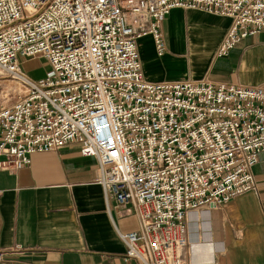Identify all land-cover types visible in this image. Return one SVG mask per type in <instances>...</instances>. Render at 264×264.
<instances>
[{
	"label": "built area",
	"instance_id": "built-area-1",
	"mask_svg": "<svg viewBox=\"0 0 264 264\" xmlns=\"http://www.w3.org/2000/svg\"><path fill=\"white\" fill-rule=\"evenodd\" d=\"M174 8L231 18L216 57L264 31V0H0V69L26 89L0 105V169L78 143L106 201L135 214L119 238L141 264H189L186 213L252 189L264 150V86L144 77L137 40L162 53ZM36 56L49 67L32 79L19 60Z\"/></svg>",
	"mask_w": 264,
	"mask_h": 264
},
{
	"label": "crops",
	"instance_id": "crops-1",
	"mask_svg": "<svg viewBox=\"0 0 264 264\" xmlns=\"http://www.w3.org/2000/svg\"><path fill=\"white\" fill-rule=\"evenodd\" d=\"M231 21L201 9H172L160 21L162 53L150 35L137 40L144 77L264 86V31L215 56ZM95 168V158L70 142L32 153L18 170L0 169V264H141L125 258L119 238L137 231L138 220L131 208L106 201ZM252 173V189L186 213L189 264H264V150Z\"/></svg>",
	"mask_w": 264,
	"mask_h": 264
},
{
	"label": "rangeland",
	"instance_id": "rangeland-1",
	"mask_svg": "<svg viewBox=\"0 0 264 264\" xmlns=\"http://www.w3.org/2000/svg\"><path fill=\"white\" fill-rule=\"evenodd\" d=\"M20 67L32 79H38L48 69V62L43 56L20 59ZM26 89L9 74L0 69V105L12 104L25 94ZM254 167V166H253ZM253 169V168H252Z\"/></svg>",
	"mask_w": 264,
	"mask_h": 264
},
{
	"label": "bare ground",
	"instance_id": "bare-ground-1",
	"mask_svg": "<svg viewBox=\"0 0 264 264\" xmlns=\"http://www.w3.org/2000/svg\"><path fill=\"white\" fill-rule=\"evenodd\" d=\"M196 248V247H195ZM201 248H202V246H201ZM198 250V249H197ZM198 253V252H197ZM203 253V252H202ZM193 254V253H192ZM192 258H193V256H192ZM193 260V259H192ZM195 262H197V261H195Z\"/></svg>",
	"mask_w": 264,
	"mask_h": 264
}]
</instances>
